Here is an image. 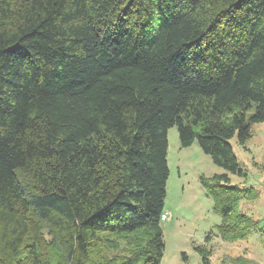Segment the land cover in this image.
<instances>
[{
  "label": "trees",
  "instance_id": "16d2710c",
  "mask_svg": "<svg viewBox=\"0 0 264 264\" xmlns=\"http://www.w3.org/2000/svg\"><path fill=\"white\" fill-rule=\"evenodd\" d=\"M263 121L264 0H0V264H161L168 129L243 175ZM201 182L223 240L264 232Z\"/></svg>",
  "mask_w": 264,
  "mask_h": 264
},
{
  "label": "rangeland",
  "instance_id": "374dc122",
  "mask_svg": "<svg viewBox=\"0 0 264 264\" xmlns=\"http://www.w3.org/2000/svg\"><path fill=\"white\" fill-rule=\"evenodd\" d=\"M230 142L243 175L215 164L197 140L191 146L182 147L178 127L174 125L168 129L169 177L165 199L168 218L162 220L165 250L161 264H203L198 246L210 249L211 264H264V232L236 242L223 240L217 228L223 216L215 209L214 198L207 194L201 182L202 175L228 173L231 184L253 188L256 196L253 200L243 199L239 209L263 220L264 121L252 126V136L244 146L238 143L236 136ZM208 235L212 237L210 241L206 240ZM138 236L137 241H140L142 235ZM121 243L124 250L126 243ZM112 253L110 255L116 252Z\"/></svg>",
  "mask_w": 264,
  "mask_h": 264
},
{
  "label": "built area",
  "instance_id": "2783aa9c",
  "mask_svg": "<svg viewBox=\"0 0 264 264\" xmlns=\"http://www.w3.org/2000/svg\"><path fill=\"white\" fill-rule=\"evenodd\" d=\"M168 218V213L167 211H164V213L161 216V220H166Z\"/></svg>",
  "mask_w": 264,
  "mask_h": 264
}]
</instances>
